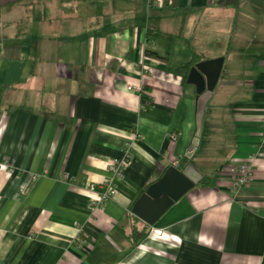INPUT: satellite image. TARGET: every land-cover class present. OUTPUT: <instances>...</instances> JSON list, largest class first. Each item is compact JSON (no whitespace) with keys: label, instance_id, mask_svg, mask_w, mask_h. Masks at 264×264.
Masks as SVG:
<instances>
[{"label":"crops","instance_id":"1","mask_svg":"<svg viewBox=\"0 0 264 264\" xmlns=\"http://www.w3.org/2000/svg\"><path fill=\"white\" fill-rule=\"evenodd\" d=\"M223 1L0 0V264H264V11ZM192 54L224 59L196 147ZM187 165L201 180L155 225L132 214Z\"/></svg>","mask_w":264,"mask_h":264},{"label":"water","instance_id":"2","mask_svg":"<svg viewBox=\"0 0 264 264\" xmlns=\"http://www.w3.org/2000/svg\"><path fill=\"white\" fill-rule=\"evenodd\" d=\"M223 58L204 60L190 66L186 82L196 89L197 130L192 145H198V138L206 104L217 85L223 68ZM193 154L189 152L186 158ZM199 172L191 165L182 170L169 167L155 183L141 194L134 203L132 214L152 227L160 217L183 195L191 190L201 180Z\"/></svg>","mask_w":264,"mask_h":264},{"label":"built area","instance_id":"3","mask_svg":"<svg viewBox=\"0 0 264 264\" xmlns=\"http://www.w3.org/2000/svg\"><path fill=\"white\" fill-rule=\"evenodd\" d=\"M262 129L264 131V117L262 119ZM176 136H172V140L175 141ZM127 159H123L122 161H113L108 166V171L111 175L109 181L102 183L100 185L90 184L86 187L89 192H94L98 188L101 190L100 195L92 201L93 205L104 204L105 202L112 199L114 195V183L117 179L120 178L122 170L126 166ZM254 157H250L247 161L238 163L236 165L228 168L227 173L230 176V187L233 192H237L243 186L247 185L254 175Z\"/></svg>","mask_w":264,"mask_h":264},{"label":"trees","instance_id":"4","mask_svg":"<svg viewBox=\"0 0 264 264\" xmlns=\"http://www.w3.org/2000/svg\"><path fill=\"white\" fill-rule=\"evenodd\" d=\"M237 1L238 0H224L223 3L225 5H237ZM144 54L147 58H151V59H155V60H159V61L165 60V58L159 56L158 54H156L155 52L150 51V50H145ZM203 59H204V57L199 55V54H192L191 62L184 68L185 74L183 77V82L186 81L187 72H188L190 66H192L195 63L203 61ZM206 182H207L206 179H203L201 183H206ZM133 236L136 240H138L139 238L143 237L144 234H143V232L141 233V232L135 231Z\"/></svg>","mask_w":264,"mask_h":264},{"label":"rangeland","instance_id":"5","mask_svg":"<svg viewBox=\"0 0 264 264\" xmlns=\"http://www.w3.org/2000/svg\"><path fill=\"white\" fill-rule=\"evenodd\" d=\"M255 5L257 6V7H260L261 8V10H263L264 11V0H255Z\"/></svg>","mask_w":264,"mask_h":264}]
</instances>
